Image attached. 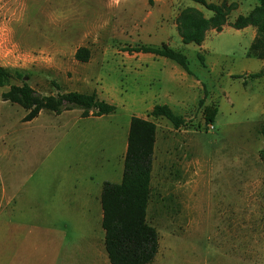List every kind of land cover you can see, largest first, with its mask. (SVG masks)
Instances as JSON below:
<instances>
[{"label": "rangeland", "instance_id": "rangeland-1", "mask_svg": "<svg viewBox=\"0 0 264 264\" xmlns=\"http://www.w3.org/2000/svg\"><path fill=\"white\" fill-rule=\"evenodd\" d=\"M206 1L235 8L198 45L184 43L176 23L188 7L212 15L196 0H0L8 76L0 86V216L29 219L14 233L15 253L0 220V264H111L100 200L74 197L121 181L132 115L157 124L147 219L160 248L152 264H264V59L248 55L256 28L233 26L259 0ZM82 46L85 62L76 57ZM137 46L180 51L190 72ZM24 82L40 95L96 91L116 110L83 117L78 107L44 109L25 121L27 111L2 97ZM154 104L169 105L184 124L152 116ZM207 106L216 108L211 122ZM61 192L67 207L56 205ZM13 195L21 206H5Z\"/></svg>", "mask_w": 264, "mask_h": 264}, {"label": "trees", "instance_id": "trees-1", "mask_svg": "<svg viewBox=\"0 0 264 264\" xmlns=\"http://www.w3.org/2000/svg\"><path fill=\"white\" fill-rule=\"evenodd\" d=\"M196 1L212 11V15L206 16L200 9L188 7L180 12L176 23L184 43L200 45L209 30L220 31L228 22L235 4ZM233 26L237 29L247 26L256 28V36L249 47L248 55L264 59V0H259V4L247 14L238 15ZM131 50L167 57L190 72L186 55L171 47L137 46ZM76 57L81 61H88L90 50L84 46L79 47ZM259 75L254 74L255 77ZM7 82V70L0 66V86H5ZM2 97L19 104L27 111L25 121L33 120L44 109L60 114L78 107L82 109L83 117L103 116L116 110V105L100 99L96 91L40 95L27 82L21 85L12 84L9 90L2 93ZM205 111L206 120L213 121L216 108L207 106ZM151 115L166 117L176 128L185 122L167 104H156ZM156 141L157 124L149 118L131 116L122 179L118 183L103 182L100 197L102 226L105 232V249L111 264H152L159 252V232L147 219Z\"/></svg>", "mask_w": 264, "mask_h": 264}, {"label": "crops", "instance_id": "crops-1", "mask_svg": "<svg viewBox=\"0 0 264 264\" xmlns=\"http://www.w3.org/2000/svg\"><path fill=\"white\" fill-rule=\"evenodd\" d=\"M154 106H155V104L152 105L150 107V109H153ZM144 118H147V117H144ZM7 153H8V151H7ZM4 189H5V192H7V187L4 188ZM85 197L87 198L86 200H88L86 205H88V206H92L93 204L97 205L99 203V200H100V197H101V191L99 189V192L93 193L91 190H88V191L85 192V195L82 194L81 196H77V197L75 196L74 200L78 201L80 199H84ZM3 199H4V201H6L5 206H7V207H9V206H12V207L17 206V207H19V206H21V200L19 199V195L18 196L17 195H13L11 197H5ZM70 200H71V198L68 196V192H65V193L61 192L60 194H58L56 196V201H57L56 205H61V206H66L67 207V205L69 204ZM90 201H92V202L90 203ZM100 203H101V200H100ZM102 217H103V210H101V211L99 210L98 218H102ZM0 220H1V222H3L5 224V229L9 233L11 232L9 238L7 239V242H6L5 246H8L11 249H13V252L15 253L16 251L14 250V248H15V243L16 242H15V238L13 237L14 233L19 231L22 228H25V222H27L26 220H29V219L26 218L23 215L22 216L5 215V216H0ZM10 225H12V227H10ZM104 237H105V232H104ZM10 254H8V255H10Z\"/></svg>", "mask_w": 264, "mask_h": 264}]
</instances>
